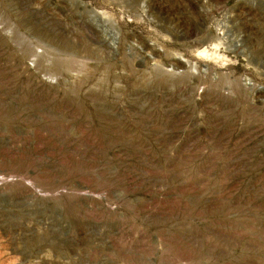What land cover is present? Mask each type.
Listing matches in <instances>:
<instances>
[{
  "label": "rangeland",
  "instance_id": "1",
  "mask_svg": "<svg viewBox=\"0 0 264 264\" xmlns=\"http://www.w3.org/2000/svg\"><path fill=\"white\" fill-rule=\"evenodd\" d=\"M0 264H264V0H0Z\"/></svg>",
  "mask_w": 264,
  "mask_h": 264
}]
</instances>
